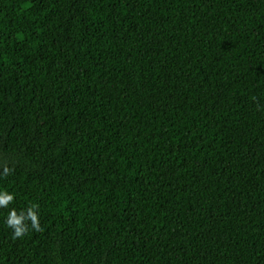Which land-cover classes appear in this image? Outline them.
Wrapping results in <instances>:
<instances>
[{
  "label": "trees",
  "instance_id": "1",
  "mask_svg": "<svg viewBox=\"0 0 264 264\" xmlns=\"http://www.w3.org/2000/svg\"><path fill=\"white\" fill-rule=\"evenodd\" d=\"M4 168L0 264H264V0H0Z\"/></svg>",
  "mask_w": 264,
  "mask_h": 264
},
{
  "label": "clouds",
  "instance_id": "2",
  "mask_svg": "<svg viewBox=\"0 0 264 264\" xmlns=\"http://www.w3.org/2000/svg\"><path fill=\"white\" fill-rule=\"evenodd\" d=\"M9 169L4 168L0 175H8ZM13 194L0 189V208H7L13 202ZM4 226L11 230L13 239L20 238L31 229L33 232H38L39 221L35 205H30L26 210H22L17 214L15 208L8 211L7 216L4 218Z\"/></svg>",
  "mask_w": 264,
  "mask_h": 264
}]
</instances>
